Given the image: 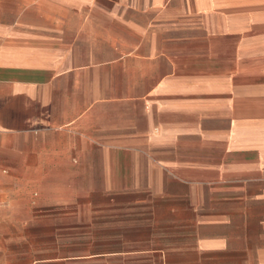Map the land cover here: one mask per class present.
Listing matches in <instances>:
<instances>
[{
    "label": "crops",
    "instance_id": "crops-1",
    "mask_svg": "<svg viewBox=\"0 0 264 264\" xmlns=\"http://www.w3.org/2000/svg\"><path fill=\"white\" fill-rule=\"evenodd\" d=\"M19 209L98 264H264V0H0Z\"/></svg>",
    "mask_w": 264,
    "mask_h": 264
},
{
    "label": "rangeland",
    "instance_id": "rangeland-1",
    "mask_svg": "<svg viewBox=\"0 0 264 264\" xmlns=\"http://www.w3.org/2000/svg\"><path fill=\"white\" fill-rule=\"evenodd\" d=\"M17 214L16 224L0 223V264H98L104 262L95 261L93 255L115 250L116 242L63 239L55 233L71 225L42 224L40 217H27L24 209Z\"/></svg>",
    "mask_w": 264,
    "mask_h": 264
}]
</instances>
